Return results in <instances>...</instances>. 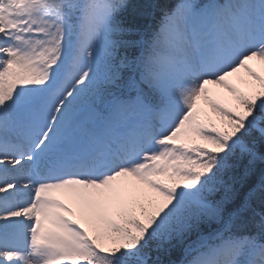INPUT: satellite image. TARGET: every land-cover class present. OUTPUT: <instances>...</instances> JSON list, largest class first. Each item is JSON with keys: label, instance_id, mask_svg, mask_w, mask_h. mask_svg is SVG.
<instances>
[{"label": "snow or ice", "instance_id": "1", "mask_svg": "<svg viewBox=\"0 0 264 264\" xmlns=\"http://www.w3.org/2000/svg\"><path fill=\"white\" fill-rule=\"evenodd\" d=\"M155 8L0 0V264H264V0Z\"/></svg>", "mask_w": 264, "mask_h": 264}, {"label": "trees", "instance_id": "2", "mask_svg": "<svg viewBox=\"0 0 264 264\" xmlns=\"http://www.w3.org/2000/svg\"><path fill=\"white\" fill-rule=\"evenodd\" d=\"M171 0H132V3L134 4H139V5H155V15L156 17L160 14L159 10L162 8H166L169 7L171 4ZM146 13H152L153 12V8L152 7H148L145 9ZM152 22V16L146 14L142 19H141V23H150ZM255 206V205H254ZM179 252H175L172 255V259L173 260H177L179 258Z\"/></svg>", "mask_w": 264, "mask_h": 264}]
</instances>
